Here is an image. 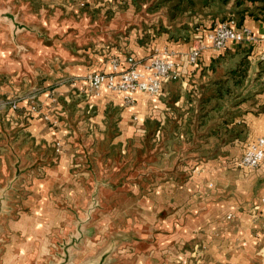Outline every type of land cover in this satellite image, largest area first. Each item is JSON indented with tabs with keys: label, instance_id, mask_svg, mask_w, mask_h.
<instances>
[{
	"label": "crops",
	"instance_id": "1",
	"mask_svg": "<svg viewBox=\"0 0 264 264\" xmlns=\"http://www.w3.org/2000/svg\"><path fill=\"white\" fill-rule=\"evenodd\" d=\"M145 1L0 0V12L8 8L19 11L22 22L35 32L19 37L17 44L28 46V51L21 53L10 37L8 27L0 26V171L14 176L12 166L17 163L14 151L23 161L39 163L18 185L22 196H16V212L6 222L7 243L2 264H41L51 256L54 243L71 230L69 208L86 201L84 182L89 177L83 158L79 156L83 145L73 143L76 129L106 131L111 111H118L127 129L126 132L122 128L126 136L130 133L146 135L147 125L166 123L165 113L158 118L151 116L150 120L141 118L142 112L145 115V110L157 107L158 99L160 104L168 99L175 100L180 91L191 93L192 97L202 96L203 92L212 95V88L222 78L225 68L234 62H237L236 67L245 56L250 63V74L245 82L250 79L254 83L255 78L264 85V22L249 17L244 21L259 38L257 43H233L225 51L216 53L207 33L220 18L218 12L232 1L223 4L222 10L218 7L221 2L214 9L215 6L201 8L195 3L191 8L185 7L184 1L171 0L147 9L149 3L143 4ZM179 4V10L174 9ZM199 38H203L206 46L199 63L183 67L181 56L199 44ZM163 47H170L177 53L175 61L181 64L182 75L159 96L137 93L134 106L125 105L120 94L104 90L102 97L96 98L83 92L80 83H72V79L89 73L110 72L113 56L125 60L133 55L148 64L152 52ZM33 95L41 113L30 110L27 98ZM256 98L264 104V90ZM16 100L18 108L13 109L10 103ZM179 104L177 99L175 105ZM200 113H204L201 108ZM74 114L82 120L78 124L81 129L72 123ZM241 114L243 128L255 137L248 142L264 133V110L257 113V110L249 112L246 109ZM128 117H133L130 120L133 125L126 121ZM52 121H58V125L54 126ZM240 121L226 129L225 136L240 133L237 124ZM116 143L126 146L122 142ZM251 170L258 172L264 180V164ZM165 188L168 190L169 187ZM189 191L190 194L197 193L192 189ZM261 192L256 202L244 204L237 195L227 192H218L223 195L210 193L198 204L189 206L183 205L185 199L166 200L153 220L135 213L125 216L123 221L98 219L101 224L99 237L103 240L97 244L89 243L90 251L101 246L114 228L135 232L143 238L119 253V264H169L173 255H182L181 246L189 244L193 237L197 239L201 231L212 227L220 216L232 215L231 220L238 221L239 233L234 231L226 236V243L231 242L234 247L230 256L217 262L264 264V213L260 206L264 182ZM138 194L137 190H132L127 196L136 198ZM121 203L117 201L110 205L113 213L121 209ZM151 205H154L152 197L146 200L145 206L151 208ZM174 247L175 253L170 252L169 249Z\"/></svg>",
	"mask_w": 264,
	"mask_h": 264
},
{
	"label": "rangeland",
	"instance_id": "2",
	"mask_svg": "<svg viewBox=\"0 0 264 264\" xmlns=\"http://www.w3.org/2000/svg\"><path fill=\"white\" fill-rule=\"evenodd\" d=\"M164 1L171 0H155L153 2L146 0L143 4L149 3L148 9L149 6L154 4L157 6ZM180 1H184V6L190 8L192 7L191 1L201 8L207 5L215 6L214 9L219 3V1L212 2L211 0ZM234 1L232 0V4L225 6L224 9V5L219 3V10H223L218 12L220 18L213 23L212 28L216 26L215 24L231 19L236 20L239 24L241 21L239 9L243 14L246 13L250 17L251 14H254L264 22L261 3L246 2L241 8L235 9ZM236 63L227 66L225 72L223 71L224 73L220 76L222 78L215 84L213 83L215 86L212 88V92L214 91L212 95L203 92L202 96L198 94L192 97L191 93L180 91L174 98L175 100L168 99L167 102L162 101V104L157 98L156 109L145 110V115L142 112L141 118L145 117L146 120L151 116L158 118L165 113L167 120L164 125H147L149 131L146 135L136 136V133H130L126 136L127 133L125 134V130L122 129H126L122 124L124 120L119 117L118 111H111L110 120L106 123L107 130H98L97 132H87L85 129H81L82 126H79L81 119L79 120L77 114H74L72 123L74 122L81 130L76 129V134H73V143H76V146L78 143H82L83 147L79 150V156L83 158V164L87 161L86 157L90 162V167L85 166L89 177L84 182L87 186V191L83 195L84 199L89 200L96 182H103L106 186V189L101 191L104 208L98 212L95 218L123 221L125 216L135 213L154 219L160 206L164 205L166 200L185 199L183 205L189 206L198 204L210 193L221 194L218 192L233 193L237 195L242 204L250 201L256 202L259 199L262 193L263 178L258 172L240 168L238 163L246 150L245 146L249 139L255 138L243 128L244 123L240 120L244 119L241 113L246 109L249 112L257 110V113L264 110L263 100L258 102L256 98L259 92L264 90V85L258 82L259 79L253 77V73L251 76L255 82L251 83L250 79L245 82L250 74L248 69L246 78L240 80V83L235 84L230 80L226 87L220 91L218 82L226 80L227 76L228 78L232 77L230 72L238 67L240 62L235 67ZM175 82L167 80L163 89L170 88ZM177 99L180 102L179 106L175 105ZM148 104H151L150 101ZM258 104L260 105L257 106ZM200 108L204 110L203 114L200 113ZM126 119L130 125H133L130 121L133 117ZM236 121H240L237 124L240 125L242 134L239 129L240 133L238 131V134L232 133V136L230 134L225 136L226 129L233 128ZM120 139L121 141H119ZM116 141L122 142L126 146L116 143ZM52 152L56 154L54 150ZM85 155L87 156L85 157ZM120 181L125 183L124 187L115 191ZM167 186L170 189L167 190L165 188ZM190 189L197 193L190 194ZM132 190H137L140 193L137 195L139 198L127 196ZM122 195L123 197H121ZM151 197L154 205L153 207L151 205V208H146V200ZM117 201L123 203H121V209L113 213L110 205ZM164 214H161L160 217ZM237 230V220L233 219L232 221L220 216L212 227L203 229L197 239L193 237L189 244L181 246L179 251L182 255L175 257L172 253H175L176 247L169 249L173 255L169 264H223L224 261L217 262L218 259L230 256L234 247L231 242L226 243L228 238L226 236L234 231L239 233ZM113 231L116 232V229L113 228L111 232ZM91 254L93 253L88 252L83 258ZM56 262H59L58 258ZM0 264H2L1 258Z\"/></svg>",
	"mask_w": 264,
	"mask_h": 264
},
{
	"label": "built area",
	"instance_id": "3",
	"mask_svg": "<svg viewBox=\"0 0 264 264\" xmlns=\"http://www.w3.org/2000/svg\"><path fill=\"white\" fill-rule=\"evenodd\" d=\"M82 6H85L82 4ZM264 34V33H263ZM207 39L212 44V49L216 53L225 51L233 43H257L259 38L248 26H238L236 20L216 24L207 33ZM264 40V35H263ZM206 46L203 38H199V44L193 46L189 52L181 56L182 66H195L199 63L202 52ZM177 53L170 47L156 48L148 64L137 60L133 55H129L125 60L118 56H113L110 60V72H93L85 77L72 79L73 84H81L82 91L101 98L104 90L115 94H120L125 105L134 106L136 104V94L144 93L149 96H159L167 80H178L182 75L181 64L175 61ZM30 102V110L33 113H41V108L36 102L35 95L27 98ZM56 102V100H53ZM13 109L18 108L17 100L10 103ZM53 125H58V121H52ZM60 145H57L59 151ZM264 164V133L257 139L248 142L246 150L238 163L242 169H255ZM260 206L264 213V198L261 199ZM228 220L233 218L229 215Z\"/></svg>",
	"mask_w": 264,
	"mask_h": 264
},
{
	"label": "water",
	"instance_id": "4",
	"mask_svg": "<svg viewBox=\"0 0 264 264\" xmlns=\"http://www.w3.org/2000/svg\"><path fill=\"white\" fill-rule=\"evenodd\" d=\"M21 18L19 11L11 8L0 12V26L8 27L11 39L16 42L15 45H17L19 52L23 53L28 51V46L17 44L19 37L29 32H35L25 22H22ZM14 157L17 159V163L12 166L14 176L6 174L5 170L0 171V258L7 243L5 238L7 219L12 218L16 212L15 206L18 202L16 196H22L18 185L24 180L25 175L35 170L39 164L23 161V158H19L15 151ZM86 160L84 165L90 167L88 157ZM124 184L123 181H120L115 191L123 189ZM102 189H106L105 184L96 182L89 200L85 201L83 205L78 204L76 207L69 208L71 230L54 243L55 246L49 260L41 264H119L121 261L119 253L127 246H133L140 239H143L135 232L116 230V232L113 231L106 235V241L93 251V254L83 258L86 253L91 252L89 243L95 242L97 244L103 240L101 236L99 237L101 227L97 224L98 218H95L98 212L104 208L101 198ZM57 258L59 262H56Z\"/></svg>",
	"mask_w": 264,
	"mask_h": 264
},
{
	"label": "trees",
	"instance_id": "5",
	"mask_svg": "<svg viewBox=\"0 0 264 264\" xmlns=\"http://www.w3.org/2000/svg\"><path fill=\"white\" fill-rule=\"evenodd\" d=\"M211 1L212 2L213 1H219L222 4H228L232 0H211ZM246 2H250V3H253V4L261 3L262 4L261 9L264 11V0H235L234 1L235 9L241 8ZM206 3H207V1H206ZM193 4H194V2L191 1V5H193ZM179 6H180V4L177 5L174 9L179 10V9H177ZM243 11H246L247 12L248 10H243ZM238 13L241 14V21L238 24L239 26H246L244 24V21L248 17L251 18V19H253V20H255V21H257V20L260 21V19L258 17H256V16H254V14H251V17L250 16H247L246 13L243 14L240 9L238 10ZM249 64L250 63H249V60H248V56H245L241 60V62L238 64V67H236L235 69H233L230 72V74L232 75L231 78H228V79L222 80V81L220 80L218 82V84H219V88L218 89L220 91H222L226 87V84L230 80H232L235 84H238V83H240V80L242 81L243 79H245L246 76H247L248 69H249Z\"/></svg>",
	"mask_w": 264,
	"mask_h": 264
}]
</instances>
